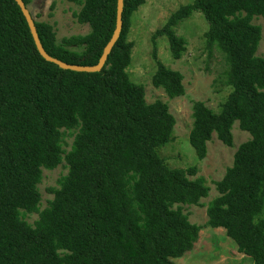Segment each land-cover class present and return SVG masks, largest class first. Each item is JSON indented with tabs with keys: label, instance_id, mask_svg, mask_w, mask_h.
Returning <instances> with one entry per match:
<instances>
[{
	"label": "trees",
	"instance_id": "16d2710c",
	"mask_svg": "<svg viewBox=\"0 0 264 264\" xmlns=\"http://www.w3.org/2000/svg\"><path fill=\"white\" fill-rule=\"evenodd\" d=\"M66 1L80 6L74 16L90 31L58 40L31 14L40 43L67 64L96 65L115 29L117 0ZM142 3L123 0L102 69L84 72L44 60L17 3L0 0V264H175L193 248L201 226L179 205H200L209 186L196 167L170 168L159 155L174 116L162 101L147 103L126 71L131 16ZM193 13L207 22L205 46L222 54L230 91L217 110L193 102L189 144L201 160L213 135L232 146L234 122L250 135L214 183L205 226L224 229L237 252L264 264V58L256 55L261 29L251 23L264 19V0H193L170 14L152 35L151 54V82L170 99L184 94L183 75L157 58L156 38L166 37L179 59L185 41L175 28ZM62 162L67 174L40 210L42 169ZM27 213L38 215L32 224Z\"/></svg>",
	"mask_w": 264,
	"mask_h": 264
},
{
	"label": "rangeland",
	"instance_id": "374dc122",
	"mask_svg": "<svg viewBox=\"0 0 264 264\" xmlns=\"http://www.w3.org/2000/svg\"><path fill=\"white\" fill-rule=\"evenodd\" d=\"M192 1L143 0L131 16L127 38L133 42V47L131 61L126 71L132 82L143 85L147 103L162 101L167 104L169 112L174 116L172 140L158 150L159 155L170 168L196 167V176H202L209 186L208 195L200 200V205H179L182 212L188 215L189 222L200 225L201 229L193 248L180 258L173 259L174 263L254 264L249 256L237 252L235 243L227 237L224 229L205 226L206 205L217 195L214 183L223 177L226 169L233 163L237 147L246 142L250 135L234 122L231 130L232 146L224 145L213 135L207 143L206 155L201 160L197 158L189 144L193 102L202 101L207 107L217 110L230 91L222 79V74L226 70L222 54L216 50L209 53L206 49L204 33L208 25L200 13H193L175 28L176 34L185 41V50L179 59L171 56L166 37L156 38L157 58L166 67L183 75L184 94L170 99L161 88L154 87L151 82L155 72V63L151 56L152 35L162 28L170 14L178 7ZM27 7L36 20L48 22L53 26L58 40L64 36L86 34L90 31L87 24L76 21L74 13L80 6L66 0H30ZM50 13L52 16H49ZM251 23L261 29L256 55L264 58V19L255 16ZM64 141L65 149L68 150L72 138L66 136ZM66 174L67 168L64 162L52 170L42 169V178L37 185L40 193V210L53 198L49 189L57 188L58 180ZM37 217V213H27L23 216L29 224H32Z\"/></svg>",
	"mask_w": 264,
	"mask_h": 264
},
{
	"label": "water",
	"instance_id": "95a60500",
	"mask_svg": "<svg viewBox=\"0 0 264 264\" xmlns=\"http://www.w3.org/2000/svg\"><path fill=\"white\" fill-rule=\"evenodd\" d=\"M17 5L20 8V11L22 13V15L24 16L26 23L28 25V28L30 30L32 39L34 41L35 47L38 51V53L40 54V56L51 63H54L55 65H57L58 67L62 68V69H66V70H72V71H84V72H97L100 71L104 65V62L108 56V54L110 53L112 47L114 46L120 30H121V25H122V9H123V0H117V4H116V25H115V29L114 32L112 34V37L110 38L109 42L106 44V46L103 49L102 55L100 56L98 63L96 65L93 66H82V65H70L67 64L65 62H62L54 57L49 56L44 48L42 47L40 40L38 38V34H37V30L34 24V19L28 9V7L25 5V3L23 2V0H14Z\"/></svg>",
	"mask_w": 264,
	"mask_h": 264
}]
</instances>
